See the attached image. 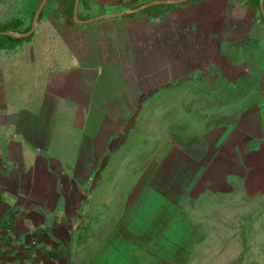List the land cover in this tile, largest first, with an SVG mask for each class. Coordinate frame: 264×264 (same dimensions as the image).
<instances>
[{"label": "rangeland", "instance_id": "1", "mask_svg": "<svg viewBox=\"0 0 264 264\" xmlns=\"http://www.w3.org/2000/svg\"><path fill=\"white\" fill-rule=\"evenodd\" d=\"M137 1L94 0L91 13L95 15L123 9ZM217 2L210 0L199 3L195 9L197 19L204 11L203 7L212 8ZM36 3L37 0H0V20L12 16L27 19ZM184 8L174 7L173 11L181 12ZM191 17V13L184 14L180 20L183 22ZM115 19H100V28L118 27L122 32L115 34V40L121 43L129 41L122 47L125 50L123 54L132 61L125 69L128 77L135 79L133 75L140 71V62H143L142 69L153 66V70L147 76H141L138 82H127L128 89L122 83L123 77L120 82L111 81L114 86L111 92L107 83L100 88V81L96 82L95 79L93 84L96 75L94 62H98L96 53L88 51V59L79 60L82 53L85 55L89 44L80 47V44L74 43L75 48L71 49L68 47L70 43L55 29L36 28L29 41L19 43L23 44L21 51L14 48L9 52V57L0 58L8 76L22 81L21 90L16 96L18 99L13 96L15 94L11 96L19 101L15 110L21 111L22 115L18 117L20 122H13L16 118L10 109L8 115L0 113V125L4 120L10 133L16 136L14 140H25L26 150L23 163L12 164L11 161L18 158L16 153L12 154L13 159L10 154L2 158L10 166L9 171L12 166H21L19 171H30V162L34 158H30L27 151L34 152L38 157L36 169L56 173L59 179L56 184L57 208L47 212L45 208L38 210V204L34 214L38 216L44 212V221L38 227L20 226L14 233V240L24 245L23 260L28 262V255L39 253L43 256V253L52 251L59 253L51 259L54 264H133L117 253L135 250L141 256L139 251L142 249L155 257L154 260L148 258L147 262L151 264H264L263 188L253 194L247 193L249 186L246 189L242 185L236 186L233 191H220L224 172L230 171L231 166L225 162L228 159L224 160L227 155L225 151H220L225 143L218 142L224 138V131L242 117L241 123L248 128L246 135L251 137L242 145L244 151H248V168L264 171L263 90L239 100L234 96L227 103L221 104L218 99L214 105L212 102L205 109L207 113L202 122L193 130L197 137L191 139L185 137L175 141L172 138L169 126L176 119H170V104L144 111L139 130L146 135L145 139H136V132L132 131L133 138L127 142L123 132L125 118L133 113L142 92L151 86L167 82L166 79L172 81L175 75L187 72H198L210 79L217 71L231 78L247 70L257 75V62L262 57L259 60L258 57L253 58L254 51L250 47L246 54L228 45L225 37L222 41L218 39L222 38L218 33L222 30L217 26L211 29L204 18L198 24L201 34L194 36V41L191 35L181 36L184 40L180 44L186 49L184 59L176 55L175 42H169L171 35L163 30L160 21H150L146 16ZM92 28L98 27L93 25ZM145 32L147 36H153L154 45L158 44L156 52H149L151 55L146 59L143 58V53L148 52L143 48L145 43L131 42L144 37L142 34ZM252 33L258 35L260 47L264 48L263 26L260 29L252 28ZM26 44L31 45L30 49L24 47ZM167 44L170 45L166 51L170 58L167 68L155 65L167 62V58L162 59L167 57V53L164 56L162 52ZM101 48V53L108 48L112 58H116L115 46L104 44ZM132 53H136L135 58ZM122 62L125 64L127 60ZM87 63L88 68L81 69ZM212 64L217 66L214 71L210 67ZM99 66L96 71L100 69ZM60 67L68 68L72 74V84L67 82L70 92L77 91L76 94L89 95L92 99L77 98L73 101L58 97L57 101L52 100L45 105L42 113L46 114L38 115L37 122L31 112H35L37 107L41 111L40 103L48 83L46 76ZM83 71L88 74L87 81ZM98 110L100 113H96ZM162 116L163 120L160 119ZM96 118L100 122L94 121ZM39 123L49 128L48 140L42 138L40 145L29 146L27 139L33 138ZM17 124L20 129L25 125V131L18 130ZM41 129L40 132H46ZM9 150L17 149L10 147ZM232 167L234 171L236 165ZM64 176L73 190L81 193L80 196L72 194L67 196V201L62 200L63 192L70 189L67 184L64 190L61 184ZM227 179L230 181L231 175ZM209 180H212L210 184ZM215 182L217 184L214 185ZM206 187L218 191H204ZM187 195L190 203L181 200ZM39 202L43 203V198L40 197ZM6 218L3 220L7 227L3 229L8 234L12 230L7 225L10 219ZM20 230L24 232L21 234L18 232ZM120 238L126 239L127 243ZM16 246L17 243L12 242L7 245L0 243V250L18 251ZM100 252L105 254L100 255Z\"/></svg>", "mask_w": 264, "mask_h": 264}, {"label": "trees", "instance_id": "2", "mask_svg": "<svg viewBox=\"0 0 264 264\" xmlns=\"http://www.w3.org/2000/svg\"><path fill=\"white\" fill-rule=\"evenodd\" d=\"M121 1L125 2L127 0ZM144 1L146 0H139L135 3L129 4L128 6L134 7ZM203 1L204 0H185L183 2H179L182 3V5L180 6L177 5L179 3H156L131 14L123 15L120 17L116 16L115 20L133 16H146V19H149L150 21H160L163 24V30H166L167 34L169 33L171 35V38H168L169 42H175L176 55H179L182 59H184L185 57L186 49L180 44L183 43L184 40L181 36L191 35L193 38L192 40L194 41V36H199V34H201L198 29V24L200 19L202 18H204L208 22L207 26H210L211 29L216 26L219 27L222 31L218 33L222 35L221 37L223 39L220 37L218 39H221V41L225 38L228 39V45H233L236 51L239 50L247 54V51L250 47L254 51L253 58H259L260 55L264 54V48L260 47L261 45L259 43L258 35L252 33V28L257 27V29H260L262 28V26L264 28V17L261 14L259 8V0H219L212 8L208 7V10H210V12H201L198 15L200 16V19H197V17L194 16L191 17L190 20L188 19L183 22L180 20L182 11H173L174 7L184 8L185 4H195L196 2ZM39 2L40 0H37L36 5L30 11L27 19L24 18V16H12L7 19L0 20V30L13 29L25 31L29 29L32 16ZM93 3L94 0H79L78 17L80 19H85L92 15L91 12ZM231 4L233 5L232 7L230 6ZM52 5H54L55 11H57L58 14L62 16V20L65 26L72 28L89 26L92 28L94 25L98 27L96 28L97 30H95V32L93 33L94 35L90 34L89 39H85V37L80 36V34H73L69 35L68 37L73 43L80 44V47H82L81 44L85 45V43L88 42L90 46L88 50L89 52L94 50L92 52L96 53V58H98L97 53H99V51H96L95 47L93 46H97V43L100 42V88L105 83H107L110 90L109 92H111L112 88L114 87L111 81L116 82L115 80H117L120 82L122 81L121 77H123L124 81H122V83H125V88L128 89L127 82L129 83L130 81L136 83L139 81L141 76H147L150 71L153 70V66H150V68L148 69H142L141 66L143 65V62H140L138 64V69L140 71L137 74H134L136 75L135 77L133 75V78L135 79L131 80L128 77V74L125 73V69L129 68V62L132 63V61H129V58H126V54H123L125 50L122 49V47L128 44L129 41L121 43L115 40L116 38H114L115 34L118 35V33L122 32V30H120L118 27H111V29H109L104 26L100 28V23H102L100 22V20L86 23L75 22L72 18L74 0H46L39 14L38 23L42 22V19L45 16L46 12L52 9ZM224 6L229 9H234L235 12L233 13L234 15L232 17L227 16L226 11L223 10ZM175 20H177L176 23ZM110 21L113 20H108V22ZM247 22H249L248 25H246ZM34 32L35 31L27 36L22 37L0 33V49L2 48L6 50H12L16 47L17 44L21 43L22 41H29ZM134 41H143L142 43H145L143 48L148 51L147 53H143V58L145 59L149 57L148 55H151V53L149 52L153 51L155 53L158 49V44L154 45L155 43L153 42V40L151 42H145V39L142 36L141 38L135 39L131 42ZM221 41H219V43H221ZM147 43L150 44L146 45ZM104 44L115 46V59L112 58V52L109 51L108 48H105V52L101 53V47ZM128 46L131 45L129 44ZM168 47H170V45L167 44L166 48L164 46V50H162V52H164V56ZM132 55L133 58H135L136 53H132ZM166 56L167 57H164L162 59L167 58V62H169L170 58L168 57V53L166 54ZM176 58L180 59L179 57ZM124 59L127 60V62L125 63L126 67L124 62H122V60ZM155 65H159L160 67H162L163 64L156 63ZM210 67L211 70L214 71V68H216L217 66L215 64H212ZM125 75L127 77H125ZM257 75L255 73H252L250 70H247L237 77L231 78L225 76V74H223L222 72L219 73L217 71L216 75L212 79H210L206 75L198 72H187L183 75H175L174 80L172 81H168L167 79V82L151 86L144 93L142 92V97L137 101L133 113L125 118V128L123 129V132L125 134L126 141L129 142L131 138H133L131 135L132 131L136 132V139H145L144 136L146 135L141 130H139V123L144 111H153V109H158L162 106H165L166 104L171 105L168 110L171 115L170 119H176L174 123L172 122L171 126H169V132L171 133L172 138L174 140L176 139L175 141H179L185 137H188L190 139L195 136L197 137L196 132H193V130L196 128V125L198 123L202 122L201 119L205 117L207 113L205 109L209 108L212 102V105H214V102H216L217 99L220 101L219 103L222 104L227 103L229 100L233 99L234 96H236L237 100H239L244 98L245 96H248L249 94L257 93L259 91ZM65 86L59 85L58 89H60L61 87L62 91H67V97L72 99L73 101L77 100V98H79L80 100L86 98L87 101L92 99V96L89 95L84 96L83 94L81 96L76 94L77 91L70 92L71 88L68 85L66 87ZM82 111L83 116L85 117V108H83ZM167 113H164V115H166ZM163 116L160 119L163 120ZM89 117L90 116L88 115V118ZM98 119L99 118H96L94 119V121L96 120V122H100V120ZM7 225L9 229H12L10 221ZM2 227H7L5 220L3 219ZM7 238L9 239V234L7 235ZM47 255L50 257H57L59 253L48 251Z\"/></svg>", "mask_w": 264, "mask_h": 264}, {"label": "crops", "instance_id": "3", "mask_svg": "<svg viewBox=\"0 0 264 264\" xmlns=\"http://www.w3.org/2000/svg\"><path fill=\"white\" fill-rule=\"evenodd\" d=\"M210 1V0H204L203 2ZM219 1V0H217ZM203 2H196L194 3H189V4H185V8L182 10L183 13H181V15L184 16V14L188 15V14H192V16H195V9H197L199 7V3H203ZM231 7L233 6L232 4L230 5ZM52 9L48 12H46L45 16L42 19L41 23H38L36 28H49V29H55L57 30L61 35H63L64 39L67 40L68 43H70L68 45L69 48L73 49V47L75 48V44L69 39V35H78L80 34V36H84L85 39H89L88 36L94 35L93 33L95 32V30H97L96 28H91L89 26H84V27H79V28H72V27H68L65 26L63 20H62V16L60 14H58L57 11H55L54 9V5L51 6ZM223 8V7H222ZM209 8H204L203 10L205 12H210V10H208ZM226 8L224 6V11H226L227 16L232 17L234 14V9L230 8ZM203 11V12H204ZM223 11V12H224ZM120 17V16H118ZM188 20V19H187ZM190 20V18H189ZM186 21V19H185ZM180 31V30H179ZM99 32V31H98ZM144 36L145 42H151L153 39L152 35L147 36L146 32L142 34ZM86 45H88V42L85 43ZM19 48H17V46H19ZM23 44H18L15 49L16 51H21L23 46ZM73 45V46H72ZM82 45V44H81ZM86 45H84L85 47H87ZM27 46V47H26ZM24 47H26V49H30L31 45L30 44H26L24 45ZM95 50L99 51L100 53V42L97 43V46H95ZM87 49H89L87 47ZM12 50H6V49H0V58L5 59V57H9V52H12ZM88 51H85V55L84 53H82L79 56V60L81 61H86L88 59ZM94 51V50H92ZM81 52V51H80ZM98 54V53H97ZM262 59L260 61L257 62V68H258V75H257V81H258V89L259 91L263 90L264 91V54L262 56ZM2 59H0V113L4 115H8L10 113V109H12V112L14 114V117L16 118V121H13L14 123H18L20 122V118L19 115L21 114V111L19 110H15L16 108L18 109L19 106V101L17 102L14 98L12 99L11 96L13 94V96H17L19 90H21L22 87V81L18 80L17 78L14 77H10L8 76V74L5 72L7 70L4 69L3 67V63L1 61ZM259 60V58L257 59ZM168 61V59H167ZM95 64V72L96 75L94 77V81L93 84L95 83V79L96 82L100 81V69L96 71V69L98 68L99 64H100V54L98 55V62H94ZM164 67L167 68L168 66V62L163 64ZM100 67V66H99ZM61 69H57L54 71L49 72L50 75L47 74L46 76V81L48 82L44 93L42 95V100L40 105L42 106L41 111L39 110V108L37 107L35 112H31L32 116L35 117L36 121L38 122V115L42 114L45 115L46 113H42V111H44L45 109V105L48 104L49 101L52 100H56L58 97H64L66 99H68L67 97V91H62V88L60 87V89H58L59 85H63L66 86L68 85L67 82H71L72 79V74H70L71 72L68 71V68H62ZM83 68H88V63L86 66H82L81 69ZM77 70H76V74H77ZM84 76L87 79L88 74L87 72L83 71ZM95 74V73H94ZM167 80V79H166ZM85 81V82H86ZM10 84H13V86L11 87ZM65 86V87H66ZM64 90V89H63ZM66 90V88H65ZM16 99H18L16 97ZM55 105V102H54ZM39 112V113H37ZM96 113H100V110H98ZM51 114V113H50ZM90 114V113H89ZM88 114V115H89ZM91 114H95V113H91ZM22 115V114H21ZM31 116V117H32ZM33 119V118H32ZM31 119V120H32ZM3 120V118H2ZM243 120V118L241 117L238 121L233 122L231 124L230 127L227 128V130H225V136L222 140H219L218 142H223L225 143L224 145V149H220L224 150L226 155V164H230V171H226L224 172V176H223V184L221 183V186H223L222 190H226V191H233L235 189L236 186L238 185H242L244 188L248 189V186L250 187V192L248 191L247 193H257V189H262L264 191V171L263 170H255L252 171L248 168L247 165V152L248 151H244L242 145L243 143L249 138H251L250 136L246 135V132H248V128L241 123V121ZM4 121V120H3ZM3 121L1 122L0 125V222L2 223V219L6 218V219H10L11 225H12V231L9 234V239L7 238V233L6 231L3 229L2 225L0 224V243L2 244H9L10 242L12 243H17L16 249L18 251H10L5 250V251H1L0 250V264H54V262L51 261V259L53 257H50L47 255V253H43L41 255H39V253L35 254V256L32 255H28L27 259L29 260L28 262H25V260H23L24 257V245L23 243L14 240L16 238L14 233H17V229L20 226H25V227H38L40 223H42V221H44V212H42L43 215L39 214L38 216L35 213L36 211V206L39 204V208L38 210H41V208H45V210L47 212H50L51 209H56V197H57V176L54 173H50L49 171H43L41 170H37L36 169V165H37V161H38V157H35V153L34 152H28L27 154L29 156H31L30 158H34L30 164L32 167H30V171H25V170H20L18 168H15L14 166L11 167V171H9V167L8 165L5 164L4 162V158H2V156L10 154L12 159H13V153H16L18 158L15 160H12V164L16 163H23V155L26 154V150L24 149L25 147V140H14L16 136H14L12 133H10V129H8V126L5 125L3 123ZM40 125H37V132L33 134V138L32 139H27V142H29V146L35 147L40 145V140L43 138L44 140H48L47 139V131L49 130V128H47L44 124L39 123ZM45 126V127H42ZM17 129L20 131H25V128L23 125V127L20 129L18 127V124L16 125ZM42 128V129H41ZM13 129V127L11 128ZM40 129L42 131H46L45 133L40 132ZM36 131V130H35ZM217 131V130H215ZM251 136L254 137L253 134H251ZM10 147L16 148V151L13 150H9ZM6 149L8 151H6ZM234 153L237 155H234ZM230 154V155H229ZM229 155V158H228ZM34 164V165H33ZM233 165H236V168L234 171L233 170ZM232 172V173H231ZM228 175H231V179L230 181L227 179ZM64 178V182L61 184H63L64 186V190L67 189V177L64 176L62 177L61 180H63ZM59 180V179H58ZM212 180H209V184L211 183ZM217 184V182L214 183V185ZM69 185V190L68 191H64L63 192V201H67V196L75 194L78 196L81 195V193L77 190H73V188L71 187V183L68 184ZM208 190L210 193L213 192H217V189H210L208 187H206L204 189V191ZM239 195V194H238ZM6 198H3V197ZM40 197L43 198V203L39 202ZM189 198V195L184 196L181 200L183 201H188L189 203L191 202ZM79 199V198H78ZM77 199V200H78ZM242 199V198H241ZM188 203V204H189ZM71 204V203H70ZM55 207V208H54ZM23 208V209H22ZM186 208H184L185 210ZM41 212V211H40ZM37 213V212H36ZM10 214V215H9ZM9 216V217H8ZM57 224V223H55ZM21 234L24 231H18ZM19 234V233H18ZM18 234H17V238H18ZM20 235V234H19ZM8 239V240H7ZM7 240V242H6ZM120 240L124 243H127L126 239L124 238H120ZM7 247V246H6ZM141 253V256L137 253V251H125V252H119L117 253V255H119V257H121L122 255L127 258L128 260H130V263L133 264H151L148 261V258H151L152 260H154L155 257H153L152 255H149L148 253H146L145 251H139ZM105 254L104 252H100V255ZM143 256V257H142ZM49 257V258H48ZM13 259L14 261L10 262L8 260ZM103 259V256H102ZM77 264V263H75Z\"/></svg>", "mask_w": 264, "mask_h": 264}, {"label": "water", "instance_id": "4", "mask_svg": "<svg viewBox=\"0 0 264 264\" xmlns=\"http://www.w3.org/2000/svg\"><path fill=\"white\" fill-rule=\"evenodd\" d=\"M183 1H185V0H148V1L142 2V3H140L134 7H126V8L119 9V10L103 12V13L91 15L90 17L85 18V19H80L78 17L79 0H74L72 18L77 23H86V22H91L94 20H100V19H106V18H112V17H116V16H123V15L131 14V13L137 12V11H139V10L149 6V5L156 4V3H179V2H183ZM45 2H46V0H40L38 6L36 7L34 14L32 16L31 25H30L29 29H27L25 31L5 29V30H0V33L8 34V35L16 36V37H22V36H27V35L31 34L36 29V27L38 25V17H39V14H40ZM259 8H260L261 14L264 17V0H259Z\"/></svg>", "mask_w": 264, "mask_h": 264}]
</instances>
